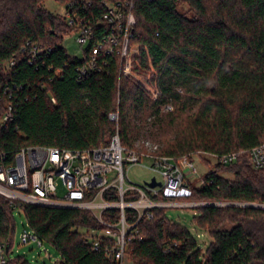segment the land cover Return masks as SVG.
Here are the masks:
<instances>
[{
	"label": "trees",
	"instance_id": "16d2710c",
	"mask_svg": "<svg viewBox=\"0 0 264 264\" xmlns=\"http://www.w3.org/2000/svg\"><path fill=\"white\" fill-rule=\"evenodd\" d=\"M47 1L0 0L2 163H14L28 147L97 148L116 133L125 148L144 150L136 146L140 137L169 126L174 135L160 139V155L240 153L235 162L221 165L233 179L210 170L201 186L188 185L189 198L178 201L264 205V171L250 157L264 145V0H137L130 50L139 53L131 75L115 53L102 57L101 68L86 76L80 73L84 60L63 46L74 26L49 12ZM53 1L76 4L75 11L94 17L104 13L102 0ZM9 106L13 118L2 122ZM167 106L172 112H163ZM112 113H118V123ZM205 158L199 160L206 166ZM137 198L128 194L124 200ZM105 199L120 200L115 193ZM19 209L38 238L59 252V263L113 264L89 243L90 233L104 227L88 210L11 204L0 196V242L10 248ZM194 209L195 224L211 238L205 250L187 227L168 217L167 208L152 209V217L145 212L137 224L138 213L127 209L126 221L135 225L127 248L133 263L264 264V209ZM103 218L117 222L120 211ZM11 263L30 264L24 257Z\"/></svg>",
	"mask_w": 264,
	"mask_h": 264
},
{
	"label": "built area",
	"instance_id": "2783aa9c",
	"mask_svg": "<svg viewBox=\"0 0 264 264\" xmlns=\"http://www.w3.org/2000/svg\"><path fill=\"white\" fill-rule=\"evenodd\" d=\"M136 1L102 0L104 13L101 17L75 11L76 4L65 7L63 16L68 24L74 26L72 34H77V41L83 49L81 76L99 70L101 58L115 53L124 62V73L131 75L133 58L139 53L137 48L130 50L136 26L133 12ZM95 37L96 42L90 47ZM169 109L172 106L166 107V110ZM12 118L13 108L9 106L2 122H8ZM110 119L118 123V113H112ZM145 143L147 150H129L122 145L120 136L116 133L107 145L85 150L24 148L17 153L14 163L4 164L0 161V196L10 200L11 204L18 201L26 205L88 210L104 227L93 230L88 236L92 248L96 251L102 249L113 264H125L128 242L131 240L129 234L135 226L126 221L127 209L138 213L137 224L145 212L152 217L150 211L154 208L183 207L179 205L190 204L171 201L186 199L192 195L188 185L198 173L195 158L199 159L201 155L213 156L220 164L227 165L235 162L240 155L200 152L193 159L189 156L174 159L158 154L157 146H153L150 141ZM250 157L254 167L264 171V145L253 148ZM143 158L152 160L153 165L149 169L160 175L161 180L154 177L160 186L151 188L146 183L138 186L127 178L129 167L140 163ZM58 180H62L67 187L65 198L57 197ZM148 182L151 183L152 179ZM112 193L119 196L118 202L105 199V196H111ZM128 194L138 195V198L125 201L124 197ZM114 209L120 211V220L106 222L103 214ZM21 242H34L42 246L45 241L40 240L28 226L21 235ZM10 252L11 248L0 242V264H12ZM59 262L60 260L57 264H61Z\"/></svg>",
	"mask_w": 264,
	"mask_h": 264
},
{
	"label": "rangeland",
	"instance_id": "374dc122",
	"mask_svg": "<svg viewBox=\"0 0 264 264\" xmlns=\"http://www.w3.org/2000/svg\"><path fill=\"white\" fill-rule=\"evenodd\" d=\"M45 8L53 13L64 15L65 6L54 2L53 0H48L44 4ZM63 46L67 50L68 54L71 56H75L81 58L83 56V49L77 41V34H66L65 39L63 41ZM172 109L166 110V107L163 108L164 113L172 112ZM173 128L169 126H163V129H159L157 127L151 128L150 131L144 134V136L138 139L136 146L143 147L144 150H147L148 147L145 142L150 141L153 146H157L158 150L162 147V143L160 141L163 139H171L174 135ZM198 173L192 181V184L199 187L203 184V180L205 179V175L208 171L213 169H219L221 171V175L226 178L233 179L234 176L230 174L228 169L221 167L216 158L213 156H207L205 158V165L198 159L195 158ZM209 163V165H208ZM153 165L152 160L148 158H143L140 163L132 165L129 167L126 172V176L130 181L138 186H143L146 182L150 181L154 177L157 180H161V177L158 173L153 172L149 169ZM67 194V187L63 183L62 180L57 181V197L65 198ZM184 202V201H183ZM171 203H182V201L172 200ZM237 205L239 207H244L242 203H217L219 207H224L226 205ZM198 204H185L179 205L183 207H169L167 208L168 217L180 223L181 225L187 227L192 234L197 239L198 244L205 250L209 245L211 238L207 229L199 228L194 221V217L197 215V210L194 209ZM15 223H16V231L14 237V244L11 248L10 258L14 259L17 257H24L30 264H57L60 260L59 252L48 242H43L42 246H39L37 243L31 242L29 244H22L21 235L23 234L25 229H28L27 221L24 214L21 210H15ZM125 264H134L133 260L126 254Z\"/></svg>",
	"mask_w": 264,
	"mask_h": 264
},
{
	"label": "water",
	"instance_id": "95a60500",
	"mask_svg": "<svg viewBox=\"0 0 264 264\" xmlns=\"http://www.w3.org/2000/svg\"><path fill=\"white\" fill-rule=\"evenodd\" d=\"M146 185L149 186V187H151V188H154L156 186H160L161 184L159 182H157L155 178H153L152 179V182L151 183L146 182ZM204 205L205 206H210V205L215 206L217 204H204L203 203V204H198L197 206H204ZM232 206H237V205L232 204ZM244 206L264 209V205L249 204V205H244Z\"/></svg>",
	"mask_w": 264,
	"mask_h": 264
}]
</instances>
